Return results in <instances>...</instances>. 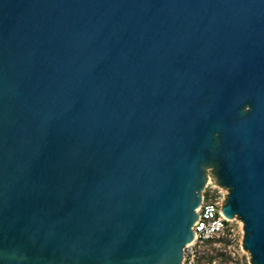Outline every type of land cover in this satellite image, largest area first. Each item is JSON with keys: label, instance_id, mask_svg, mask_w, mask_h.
<instances>
[{"label": "water", "instance_id": "95a60500", "mask_svg": "<svg viewBox=\"0 0 264 264\" xmlns=\"http://www.w3.org/2000/svg\"><path fill=\"white\" fill-rule=\"evenodd\" d=\"M206 174L264 264V0H0V264H182Z\"/></svg>", "mask_w": 264, "mask_h": 264}, {"label": "built area", "instance_id": "2783aa9c", "mask_svg": "<svg viewBox=\"0 0 264 264\" xmlns=\"http://www.w3.org/2000/svg\"><path fill=\"white\" fill-rule=\"evenodd\" d=\"M226 193L216 184L205 185L200 206L196 209L199 219L192 226L195 236L182 249V264H201V248L210 243L217 246L221 255L229 258L230 264H249L248 254L241 248V221L235 217L227 219L220 212ZM207 264H215V260L209 257Z\"/></svg>", "mask_w": 264, "mask_h": 264}, {"label": "rangeland", "instance_id": "374dc122", "mask_svg": "<svg viewBox=\"0 0 264 264\" xmlns=\"http://www.w3.org/2000/svg\"><path fill=\"white\" fill-rule=\"evenodd\" d=\"M206 177V182L212 183L208 174H206ZM200 257L201 264H207V260L209 257L215 260V264H230L229 258L226 255H221L217 246L212 243L207 244L201 248ZM240 258L243 259L242 257Z\"/></svg>", "mask_w": 264, "mask_h": 264}, {"label": "trees", "instance_id": "16d2710c", "mask_svg": "<svg viewBox=\"0 0 264 264\" xmlns=\"http://www.w3.org/2000/svg\"><path fill=\"white\" fill-rule=\"evenodd\" d=\"M210 259H212V258H210Z\"/></svg>", "mask_w": 264, "mask_h": 264}]
</instances>
